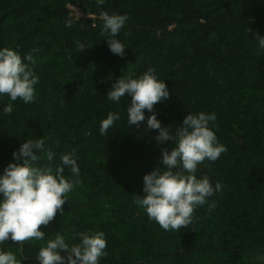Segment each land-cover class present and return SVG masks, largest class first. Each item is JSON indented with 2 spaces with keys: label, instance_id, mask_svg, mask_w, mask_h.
I'll use <instances>...</instances> for the list:
<instances>
[{
  "label": "trees",
  "instance_id": "1",
  "mask_svg": "<svg viewBox=\"0 0 264 264\" xmlns=\"http://www.w3.org/2000/svg\"><path fill=\"white\" fill-rule=\"evenodd\" d=\"M102 11L128 16L119 33L128 47L123 57L102 34ZM255 34L264 36V0H106L100 7L96 0H0V47L22 55L38 48L40 81L34 103L18 99L12 114L0 110V174L23 141L41 137L56 163L75 150L80 167L64 212L40 226L45 240L61 231L79 243L76 233L103 231L100 264H264V55ZM80 43L93 46L80 51ZM149 67L170 91L154 106L162 126L174 130L189 112H215L216 135L227 147L197 172L223 185L210 198L215 209L198 208L179 231L163 230L133 203L173 143L158 144L159 130L144 127L147 110L144 123L127 124L131 97L117 104L106 95L115 79ZM9 102L0 97V105ZM109 112L121 119L101 135ZM43 244L33 239L21 248L8 240L0 247L21 264H39Z\"/></svg>",
  "mask_w": 264,
  "mask_h": 264
},
{
  "label": "clouds",
  "instance_id": "2",
  "mask_svg": "<svg viewBox=\"0 0 264 264\" xmlns=\"http://www.w3.org/2000/svg\"><path fill=\"white\" fill-rule=\"evenodd\" d=\"M105 2L96 0L98 7ZM100 18L103 21L102 34L108 37L105 40L110 51L123 57L128 47L119 39V33L128 16L102 11ZM72 22L66 21V26L71 27ZM254 36L259 54L264 55V36ZM78 47L80 51L87 48L83 43ZM38 52V48H33L22 55L18 49L0 47V97L7 96L10 101L0 105L3 114H12V102L18 99L24 104L35 102V86L40 82L35 71ZM106 95L109 101L117 104L122 98L131 97L126 108L127 124L139 126L144 123L147 110L151 115L144 127L159 130L155 136L158 144L171 141L174 145L170 151L162 149L161 165L144 175L142 194H134L133 203L165 231L187 228L198 208L207 206L209 212L213 211L216 204L210 202V198L222 191L223 185L220 181L213 185L208 175L198 177L197 172L206 160L215 162L227 151L216 135L215 112H189L174 130L162 126L154 106L167 100L170 91L165 80L159 79L152 67L139 76L129 72L115 79ZM120 119L119 112H109L100 122V134L105 135ZM46 144L44 137L26 139L13 152L16 162L8 164L0 174V245L11 240L22 248L23 242L34 239L44 241L36 254L39 264H100L107 255V239L103 231L76 233L79 243H70L73 237L66 238L61 231L45 240L46 234L40 230V226H47L58 211L64 212L68 194L80 183L75 150L61 153L59 163H56V153L50 147L45 149ZM42 159L47 162L41 163ZM66 169L70 172L67 177ZM0 264H21V261L14 252L0 247Z\"/></svg>",
  "mask_w": 264,
  "mask_h": 264
},
{
  "label": "built area",
  "instance_id": "3",
  "mask_svg": "<svg viewBox=\"0 0 264 264\" xmlns=\"http://www.w3.org/2000/svg\"><path fill=\"white\" fill-rule=\"evenodd\" d=\"M74 9V12L77 16L82 15V11L79 8L72 7Z\"/></svg>",
  "mask_w": 264,
  "mask_h": 264
}]
</instances>
